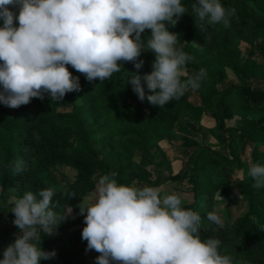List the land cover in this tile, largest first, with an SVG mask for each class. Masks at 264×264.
I'll return each instance as SVG.
<instances>
[{
  "label": "trees",
  "instance_id": "trees-1",
  "mask_svg": "<svg viewBox=\"0 0 264 264\" xmlns=\"http://www.w3.org/2000/svg\"><path fill=\"white\" fill-rule=\"evenodd\" d=\"M181 3L187 12L174 17L177 22L168 30L178 34V46L194 58L187 62L186 74L204 69L206 75L198 89L187 90L180 99L160 107L138 98L131 78L150 73L155 59L142 50L140 69L122 62L121 71L104 81L89 82L66 65L79 78L80 89L59 101L45 93L19 108L0 103V259L19 234L12 222L14 200L52 187V210L58 216L69 206L72 211L52 236L40 233L42 250L55 251V256L39 264H91V257L75 252L76 238L64 246L61 236L81 224L78 205L99 178L116 172L120 184L155 187L160 193L169 184L186 185L193 202L181 206L200 215L201 239H218V250L233 264H264V187H253L248 176L251 164L264 165V0H220L226 9H235L227 28L199 20L191 7L197 0ZM9 10L18 15V6ZM150 34L146 29L141 39ZM225 69L233 76L228 84ZM233 91L242 102L236 112L225 102ZM234 114L245 116L228 126ZM203 127L211 131L213 142L200 146L197 137ZM162 142L186 154L188 173H172L175 156L159 146ZM205 153L207 162L200 163ZM63 170L72 179L58 182ZM215 195L240 215L222 225L208 220Z\"/></svg>",
  "mask_w": 264,
  "mask_h": 264
},
{
  "label": "clouds",
  "instance_id": "clouds-1",
  "mask_svg": "<svg viewBox=\"0 0 264 264\" xmlns=\"http://www.w3.org/2000/svg\"><path fill=\"white\" fill-rule=\"evenodd\" d=\"M10 5L18 6V15ZM191 7L199 20L225 28L235 15L220 0H197ZM186 12L181 0H0V103L19 108L45 93L59 101L80 89L79 78L66 65L89 82L104 81L121 71L122 62L140 69L144 61L137 58L147 50L155 56L152 71L134 74L130 83L141 101L146 97L164 107L198 89L206 75L204 69L186 74L194 58L178 46V34L168 30L177 22L174 17ZM146 29L151 34L142 40ZM116 175H102L91 202L78 205L86 251L100 254L96 264H233L218 250V239H201L200 215L183 208L178 194L161 196L155 187L120 184ZM248 176L253 187H264V165L251 164ZM54 194L49 187L14 200L12 222L19 234L3 250L0 264H39L55 256V251L42 250L40 233L52 236L72 209L58 216L50 207ZM207 218L221 224L215 212Z\"/></svg>",
  "mask_w": 264,
  "mask_h": 264
},
{
  "label": "rangeland",
  "instance_id": "rangeland-1",
  "mask_svg": "<svg viewBox=\"0 0 264 264\" xmlns=\"http://www.w3.org/2000/svg\"><path fill=\"white\" fill-rule=\"evenodd\" d=\"M263 71V70H261ZM233 76L230 73L229 70L225 69V79L224 83L228 84L232 82ZM226 104L231 108L234 112L238 110V108L241 106L242 102L241 99L239 98L238 94L236 91L231 92L226 98H225ZM244 114H239L236 115L234 114L229 120H227L226 124L228 126H236L240 123L242 118L244 117ZM197 142L200 146H204L207 144V142H213V135L211 134V131L208 129H205V127L201 128V131H199V135L197 137ZM159 146L163 149H168L170 151V156L171 158H174L171 161L170 168L173 174L177 172H186L188 173V169L191 167L186 163V154L180 153L179 149L175 148H169V145L165 144L164 142L160 143ZM209 146V145H208ZM202 155H207L202 154ZM200 163H206L207 162V156L203 157L201 156L199 159ZM73 174L68 171H62L60 174H57L56 179L58 182H67L70 179H72ZM64 179V180H61ZM97 187V186H96ZM96 187L94 191L88 195H85L82 198V202L88 201L91 202V198L93 197ZM170 193H176L181 197L182 204L189 205L193 202V195L190 190H187L186 185L184 184L179 185V186H172V185H166L162 188V193L161 196L165 194H170ZM213 212H215L221 219V224L224 223H229L236 217H238L240 214L234 209V207L226 204V202L223 199H219L216 195L213 198ZM85 226L84 219L81 221V224L78 226H74L70 228L68 231H66L61 238L62 243L64 246L71 245V240L76 238L77 243L73 245V248L75 252H80L82 251L85 255H88L89 257L92 258L91 264H96V258L99 256L98 253H96L95 250H87V242L82 239L81 233L82 229ZM115 262V261H114ZM117 264V263H113Z\"/></svg>",
  "mask_w": 264,
  "mask_h": 264
}]
</instances>
